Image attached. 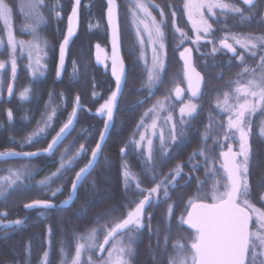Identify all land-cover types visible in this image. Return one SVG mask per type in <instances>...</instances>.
Returning a JSON list of instances; mask_svg holds the SVG:
<instances>
[{"label":"snow or ice","instance_id":"6c2138e0","mask_svg":"<svg viewBox=\"0 0 264 264\" xmlns=\"http://www.w3.org/2000/svg\"><path fill=\"white\" fill-rule=\"evenodd\" d=\"M129 3L131 22L140 46L139 60L144 62L143 66L147 73L142 85L136 89V92L146 91L147 94L129 106L134 109L150 100L159 86L164 83V74L167 70V19L163 9L160 10L159 20L153 15L151 9L160 8V5L154 4L153 0H129ZM260 3L261 0H242L244 7H241L227 0H184V12L192 24L194 38L189 37L187 32L177 26L176 12H172V29L173 36L176 37L177 49L183 47L189 40L197 46L196 51H199L202 42L213 44L211 52L207 55L215 57L221 52L225 55L231 54V57L243 67L236 73L235 79L226 81L222 86L229 89L223 92V98L217 95L215 108L218 111L215 115L209 113L208 122L200 132V147L189 154L186 162L176 163L167 173L161 175L164 165L172 157V150L189 139L191 123L202 107V104L194 101L200 100L204 95L202 85L205 83V77L193 64V48L183 47L179 56L183 61V82H186L187 88L182 89L179 82L173 81L176 83L175 88L165 89V95L157 98L143 111L131 136L119 149L122 157L121 176L124 191L133 197L130 199L128 195L125 196L127 203L123 205V208L126 209V214H123L122 218L113 217L112 214L117 212L118 206H112L97 213L91 221L92 227L81 232H73L74 253L68 251L71 242L61 239L59 242L60 264H131V258L135 253L134 244L140 233L148 227L149 235L153 234L151 220L154 213H149L148 208L170 201L176 188L187 187L193 179L196 181L197 190L188 198L189 206L186 208V215L182 214L177 218L176 227L179 229L182 225H187L194 230L195 235L178 237L172 243V253L168 257V264H264V210L253 204V186L250 183L253 158L250 138L254 134V116L257 113L264 116V32L231 33L227 25V17L231 15L238 17L240 26L256 24L264 28V14H260L258 10ZM80 6L81 0H73L71 11L67 16V29L59 43V59L56 67L58 79L62 76L68 50L77 34ZM46 7V0H24L21 11L27 22L23 25L21 32L30 34L32 39L17 40L12 30V8L6 0H0V21L7 30L6 45L0 38V53L5 46L8 49V60H0V95L5 82L4 73L9 65L11 69V79L7 84L9 99L16 95L14 82L18 77V49L20 52L27 50L29 62L26 67L31 81L45 74L47 64L44 61L48 58L49 41L41 35L40 29L47 24V19L41 11ZM57 8L62 10L60 0H56L51 8L55 18L60 20L62 15L61 11H56ZM117 8V0H107L106 18L112 49L111 56H105V58L111 60V75L115 82V87L109 95L92 113L90 109H86L81 102V96L77 94L71 111L59 129L55 130V134L52 135L46 147L29 152L5 149L0 151V163L9 159L31 160L40 156L54 157L57 149L76 130L81 111H87L103 119V127L100 129L95 145L91 147V152H88V148L94 135V125L82 127L60 151L58 159L53 161L58 164L56 169L34 184L30 183L32 178L42 169L29 164L0 168V172L5 173L0 175V202L5 201L13 191L36 188L45 194L50 192V198L35 199L24 204L25 211L67 208L74 202L80 186L98 164L106 138L116 124V112L127 82V67L120 55L121 32ZM204 9H207V12L214 17L217 24L220 23L221 16L224 17V25L221 29L224 31V36L218 44L214 35L216 29L212 23H209ZM215 10H219L221 15H217ZM94 27H99V24H89L90 29ZM229 40L233 43H229ZM234 45H238L242 50L239 54ZM95 47L96 62L99 64L103 62L101 54L104 53V49L100 44H96ZM147 49L151 50L150 62ZM246 56L253 59L258 56L259 59L254 65H248L245 63ZM78 72V65L74 60L70 79L78 80ZM179 75L177 73V76ZM216 78L222 79L223 72L217 73ZM92 87L94 89L92 99L94 101L100 99L103 93L95 91L97 87L95 82ZM31 92L30 86L23 87L18 93L19 100L30 101ZM185 93L189 94V99L187 103L181 104L177 117L175 104L183 101ZM48 96L49 99L44 106L45 111L37 120L36 127L19 142L21 148L47 139L66 108L67 98L63 92L59 93L58 103L54 91H49ZM221 115H225L226 120L219 119ZM149 117L151 122L146 123ZM7 119L9 124L14 121V113L11 109L7 110ZM23 119L30 123L29 116L25 115ZM259 137L264 139V119L259 124ZM77 140L81 142L73 150ZM209 140L212 141L211 145L208 143ZM229 141L238 143V150L234 151L233 143H228ZM10 142L16 141L10 138ZM225 145L226 150H223ZM217 146L222 149L219 151V160L216 155ZM129 150H133V154L139 157L140 173L132 171L129 161L124 159L128 157ZM157 153H159V160ZM85 156L88 157L87 162L75 172L67 197L59 205L54 204L52 198L63 192V184L55 188L52 185L58 180L64 181L67 173ZM218 163L219 167H217ZM185 166L189 167L187 173L183 171ZM201 167L204 168L203 177H197L195 173L199 172ZM210 177L214 178L211 187L205 189L204 186ZM181 179L183 183L180 182ZM146 180L155 183L152 187L145 188L143 184ZM262 186L264 182H258L256 185V187ZM137 196L141 197L138 202L134 199ZM260 202L264 203V194H261ZM175 207V202L168 203L166 215L157 222L155 228L157 250L161 254L168 252ZM87 210L85 206L76 215L82 218L86 216ZM7 215L6 211H0V235L4 238L10 234L6 230L17 229L28 219L24 217L6 221L4 217ZM253 215L256 217V230L250 228ZM38 216L41 219L46 218L44 211H40ZM160 225L164 226L163 243L160 241L162 230ZM101 233H103V241L98 242ZM52 235V228L49 227L45 241L47 248L38 264H51ZM97 250L99 254L94 260L92 254ZM32 251L33 245L30 238L24 248V258L14 261V264H31ZM85 253L89 254L87 261L84 259ZM13 255L20 256L21 253L13 251ZM153 258L155 259V256Z\"/></svg>","mask_w":264,"mask_h":264},{"label":"trees","instance_id":"16d2710c","mask_svg":"<svg viewBox=\"0 0 264 264\" xmlns=\"http://www.w3.org/2000/svg\"><path fill=\"white\" fill-rule=\"evenodd\" d=\"M184 0H153L154 4L160 5V8H152V13L156 16L157 20L160 19V10L163 9L166 13L167 19V40H166V51H167V70L164 74V83H162L159 88L156 90L155 95L152 96L150 101L153 103L157 98H160L165 95V89L175 88L176 83L173 81L179 82V85L186 86V82H180L178 73V50L176 45V37L173 36L172 29V12L175 11L178 15L179 9H181L182 2ZM56 3V0L53 1ZM93 4L91 5V0H81V7L84 9V12H87L90 16L89 20H91V24L96 25V22L100 21L101 25L108 30L107 26V18H106V5L105 0H92ZM101 2V10H99L98 3ZM119 4V23H120V32H121V50L125 59L126 67H127V82L124 86L123 95L120 99L119 109L116 112V124L113 127L112 131L109 134V137L106 139L105 147L103 152L101 153L100 159L96 167L87 176L83 184L80 186L77 196L75 198L74 204H71L70 209L60 208V210L56 211L53 217L50 216L48 210H31L25 211L24 204L31 202L35 199H43L47 200L50 198L49 193L45 194L44 192L38 191L36 188H23L21 190L13 191L5 201L0 202V211H9L12 215V205L14 207L19 208L21 212V218L28 217L25 224L17 229H9L6 230L10 234L4 238L0 235V264H14V261L18 259H23V252L26 243L29 242L31 238V243L33 245L32 251V262L31 264H38L40 257L43 255L44 251L47 248L46 237L47 230L49 227L52 228L53 235L51 237L52 240V255H51V264H60V240L64 239L71 242V247L68 249L70 253H74L75 250V241L73 240V232H81L86 228L92 227L91 221L95 217V206L96 197H90L91 194H97V192L108 191L114 197L113 201H118L122 203L126 201L125 196L130 194H126L123 187V178L121 176V163L122 157L119 154V149L124 145L125 141L129 139L131 136L134 127L139 120L143 111L148 108L144 107L146 103L140 105L138 108H130L129 106L141 96L147 94V92H136V89L140 87L143 81L146 79L147 73L144 69L143 63L139 60L138 53V45L135 40V35L131 27L128 26L126 21V11L130 8L129 0H117ZM12 7L13 15L15 19H17V8L15 4H10ZM62 4V1L60 0ZM89 4V5H88ZM88 5V6H87ZM171 5V7H170ZM92 10V11H91ZM86 17V15H85ZM227 22V24H229ZM178 17H177V26H178ZM224 24V23H223ZM222 25V24H221ZM90 29V28H89ZM105 30L103 32L101 39H96L102 42L101 44H105V42L109 41V31ZM96 35L99 33V28L94 27L90 30H87V34ZM89 37V36H88ZM87 37V38H88ZM218 37V34H217ZM108 40V41H107ZM76 41V40H75ZM72 48V47H71ZM86 49V50H85ZM84 50L81 51L79 56V61L71 56L73 54H69L68 61H72L76 59L77 62H82L86 60L89 56V45H86ZM7 56V50L4 48L3 52L0 53V60H3ZM73 69H65L61 78H57L55 70L50 66L43 76H37L35 81L30 80V76L24 68H18V77L14 82V88L16 95H13L10 99L7 91V84L11 79L9 75V71L7 70L4 73L5 82L3 86L2 95H0V151H3L8 148H13L16 151H35L42 146H46L49 139H51L52 135L55 134V130L60 127L61 123L66 119L68 113L71 111L72 104L74 98L77 94L82 96L92 95L93 92V82H82L84 76L82 75V71L78 72V80L73 81L70 79L72 76ZM94 70H88V74L94 77ZM89 79V77L87 78ZM90 80V79H89ZM88 80V81H89ZM112 82H95L97 87L95 91L102 92L103 94L106 92V88L110 87ZM216 84L218 82H206L205 86V94H207L206 89L214 85V89H217ZM30 86L32 88L31 99L30 101L21 102L18 99V93L22 90L23 87ZM49 91H54L56 94V102H59V93L63 92L67 98L66 108L63 110L59 119H61L60 123L57 124L55 130L52 131L50 135H48L47 139L42 140L38 143H34L23 148L20 147L19 142L25 137L29 132L33 131L37 125V120L41 118L42 113L45 111V102L49 99L48 93ZM89 101V99H87ZM148 100L147 102L150 103ZM151 103V104H152ZM92 104L95 105L96 102L92 101ZM177 107V102L175 104V109ZM11 109L14 113V121L9 124L7 119V110ZM177 111V109H176ZM27 115L30 117V123L23 119V117ZM167 115V113H164ZM94 122V121H93ZM151 122V117L148 118L146 123ZM94 126L99 130V125L94 123ZM80 127H82L81 120L79 118V122L76 125V130L72 132V134L64 141V145L73 139L80 131ZM137 133V137H138ZM97 134L93 135V138L90 142V146L88 148V152H91L92 144L95 142V138ZM10 138L14 139L16 142H10ZM251 143L253 144L252 153V169L250 175V183L253 186V196L252 202L256 207H261L264 209V204L260 202L261 194H264V186L256 187L258 182H264V149L261 148V145L264 144V140L259 137V134L254 133L251 137ZM81 140H77L76 144L73 145V150L78 147ZM157 146L159 141H156ZM193 141H187L182 145L177 146L172 150V157L168 160V162L164 165L161 175L167 173L171 168L175 166L178 162H185L187 154H190L193 149ZM61 149V148H60ZM57 149L56 154L60 151ZM55 154V156H56ZM71 154V153H70ZM54 157H46L41 156L31 160L27 159H9L0 163V168H7L9 166L18 167L23 164H29L32 167H36L42 169L39 171L33 178L30 183L34 184L37 180H41L45 175L54 171L58 166L57 163H49L50 160H56ZM107 157V159H105ZM159 153H157V159L159 160ZM88 157L85 156L83 159L76 164L75 168H73L70 172L67 173L64 181L58 180L56 181L52 187L55 188L63 184V192H69V188L71 186V180L75 176V172L83 166L87 162ZM127 159L130 163V167L132 171L136 173H140V160L139 157L133 154V150H129ZM39 163V165H34L35 163ZM186 169H189L185 166ZM0 175H5V173L0 172ZM66 181V182H65ZM34 182V183H33ZM26 183H29L26 181ZM153 182H148L147 180L144 182L143 187L150 188L153 186ZM134 187V185H133ZM197 188V187H195ZM193 184H189L187 187L176 188L172 193L171 200L166 201L168 203L175 202V215H182L186 213V208L189 206L187 204L189 194L193 195ZM86 194V195H82ZM58 198V196H55ZM59 200V199H58ZM62 200V199H61ZM85 200L87 201V214L84 220H80L74 215V209H80L82 205H79V202ZM115 202L113 205L109 204L107 207L116 206ZM67 207V208H69ZM40 211H44L46 218H39L38 214ZM172 226L176 227V219L172 220ZM181 230L183 233L191 234V230L181 226ZM13 251L17 253H21L20 256H14ZM71 257L69 256V259Z\"/></svg>","mask_w":264,"mask_h":264},{"label":"flooded vegetation","instance_id":"af4514ba","mask_svg":"<svg viewBox=\"0 0 264 264\" xmlns=\"http://www.w3.org/2000/svg\"><path fill=\"white\" fill-rule=\"evenodd\" d=\"M8 1L11 2L10 4H15V6L17 8V19H15V16L13 15L14 16V24L13 25L15 27L16 37L20 38L21 40H24V41L31 40L32 37L30 34H26V33L22 34V32H21L23 25L27 22L24 19V13L21 11V5H22V3H24V0H6L7 3H8ZM53 1L54 0H46L47 7L41 9V11L43 12V14L45 15V17L47 19V24L41 27L40 32H41V35L45 36L47 38V40L49 41V46L47 49L48 58L46 61H44V63L47 64V69L51 66L56 72L57 62L59 59V55H58L59 54V43L63 39V35L67 29V16L68 15L64 16V13L61 12L62 19L57 20L53 15L54 12L51 11L52 6L55 4ZM263 1L264 0H261V3L259 5V9H258L260 14H263L262 13L263 7H264ZM227 2L236 3L237 5L244 7L242 4V0H227ZM68 4H69L68 9L71 10L70 3L68 2ZM183 5H184V1L182 2V5H180L181 9H179L178 15L176 13V15L178 17V22H179L178 27L182 28L185 32H187L189 37L194 38L195 33L192 30L191 22L189 21L187 15L184 12ZM61 6H62V4H61ZM60 9L61 8H57L56 11H59ZM84 9L80 6V9H79V25H78V29H77V34L80 36V39L82 42V50L85 49L86 44H87L86 43L87 42V32H86L87 30H86V24L84 21L86 19V17H85V15H83ZM70 10H68L67 12H69ZM215 11H216L217 15H221L219 10H215ZM204 13H205V16L209 19V23H212L213 27L216 29L214 35L216 37V43L218 44L219 40L224 36V31L221 30L223 28V25H224L223 24L224 23V17L221 16L220 23L217 24V23H215L214 17H212L207 12V9H204ZM246 14H248V13L246 12ZM229 21H230V23L227 25L229 26V30L231 33H247V32L260 33V32H264V28H260L256 24H253L251 26H248V25L240 26L238 17H233V16L229 15L227 17V22H229ZM77 34L73 38L71 46L68 50L66 60H65V68H64L63 72L65 71V69L70 68V65H69L70 62H68V56L70 54L71 49H73V46H75L74 42L76 40ZM217 34H218V37H217ZM96 41L97 40L95 39L89 43V52H87V53H89V56L86 60H83L79 64V70L82 71V73H83L82 75L84 76V78L82 79V82H112V83L108 89L106 88V92L102 95V97L98 100H95V102H96L95 105L92 104V101H94L92 99V95H88L86 97L82 96L81 102L86 106V109H90L92 113L95 112V110L99 106V104L103 102V99L106 98L109 95V93L111 92V90L115 87V82H114V79L112 78V75H111V60L107 59V61L105 62V63H107L105 67L97 66L95 61H94V56H93L94 47L96 44H99V42H96ZM228 42L233 43V41H231V40H229ZM234 46L237 48V53L239 54L242 50L239 48L238 45H234ZM183 47L193 48L194 66L196 67V70L198 72H200L203 77H205V83L203 84V89H205L206 82H212V81L218 82V84H216V85L219 86V87H217V89H219V92H217V89H214V85H213V86L208 87L206 89L207 94H205V90H204V95L201 97L200 100L194 101L196 103L202 104V107H201L200 112L197 115L196 119L192 121L191 127L189 129V133H188L189 139L187 141H193V143H192L193 144L192 152H193L195 149H198L200 147V132L203 131L204 125L208 122L209 113L211 112L213 115H215V113L218 111L215 108V100H216L217 95L219 94L220 98L222 99L223 98V92L229 90V89L222 87V86L225 84L226 81L231 80V79H235L236 73L240 71V69L243 67V65H241L238 61H236L234 58H232L231 54L225 55L224 52H221L218 55H215V57H213L212 55H207V53L211 52L213 44H205L202 42L201 46H199V51H196L195 49L197 46L193 45L191 43V40H189L188 42L185 43V45ZM183 47L179 48V50H178V73L180 74L178 81H180V82H183V61L180 59L179 52L183 51ZM4 48L7 50V53H8L7 47L5 46ZM17 56L19 57L18 68L21 67V68H24L25 70H27L26 66L28 65V62H29L27 50L20 52L18 49ZM122 56H123V54H122ZM123 59H124V56H123ZM258 59H259L258 56L255 59L251 58L250 56H246L245 63L248 65H254ZM3 60L7 61L8 55ZM124 62H125V59H124ZM7 70L9 71V75L11 76L10 65L8 66ZM88 70H94L95 71L94 77H92L91 74L90 75L88 74ZM27 72H28V70H27ZM63 72H62V74H63ZM220 72H223V78L217 79L216 74L220 73ZM28 74H29V72H28ZM29 76H30V74H29ZM88 77L90 80L87 79ZM179 86H182L184 89L187 88V84H186V86H183L181 84ZM233 87H234V85H233ZM87 99H89V101H87ZM188 99H189V94L185 93L183 101L177 102V107H176V109H177L176 116L177 117L179 115L178 110L181 107V104L187 103ZM151 103H152L151 101H150V103L146 102L144 107H149L151 105ZM218 118L221 120H226L225 115H221ZM262 119H264V116L260 115L259 113H257L254 116V120H255V127L253 130L254 133L259 134V124H260ZM80 120L82 123V127L94 125V123L99 125L98 126V127H100L99 130H97V128L95 127V131H94V134H97V137H94L95 141H96V139L99 137L100 129L103 126V119L97 118V117L89 114L87 111H81L80 112ZM82 127H80V128H82ZM112 129H111V131H112ZM208 143H209V145H211L212 141L209 140ZM228 143H230V142H228ZM94 145H95V142L92 144V146H94ZM234 145H235V143H233V149L235 151L237 149H236V146H234ZM64 146L65 145L62 144L60 146V148H64ZM226 147L227 146L225 145L224 150H226ZM252 147H253V144L251 143V149H252ZM42 148H44V147H42ZM42 148H39V149H42ZM261 148L264 149V144L261 145ZM217 149L218 148H216V150ZM188 157H189V154H187V156H186L187 160H188ZM197 159H202V158L197 157ZM53 161L54 160H50L49 163H53ZM183 171L185 173H187V172H189V169H186L184 167ZM203 174H204V168L203 167L200 168L199 172L195 173V175L197 177H203ZM211 178L212 177H210L209 179L211 180ZM158 179H159V177H158ZM180 182L183 183V179H181ZM190 183L193 184L194 188L197 187L195 179H193ZM196 190H197V188H195V190L193 189V191H192L193 194L196 192ZM67 195H68V192H62V193L57 195L58 198L57 197L52 198V202L54 204L59 205L60 202L63 201L67 197ZM82 195H86V194H82ZM189 196H192V195L189 194ZM132 198L133 197H130V199H132ZM140 198L141 197L137 196L134 199L136 202H138V200ZM113 200H114V197L112 196V194L109 196V195H107V192H104V191L97 192L96 200L94 201L96 203V206H95L96 210L94 211L95 216L97 213L103 211L104 209L109 208V207H107V205H109V204L113 205V202H115ZM74 202H75V200H74ZM74 202L72 204H74ZM87 203L88 202L85 200L80 201L79 205H82V207L80 209H74V215H76V213L78 211H81L87 205ZM126 203H127V201H123L122 203H119L118 201H116L115 204H116V206H118V210H117V212L113 213L112 216L122 218L123 214H126V209L123 208V205H125ZM165 204H166V202L161 203L158 206L153 205L152 207L148 208L149 213H154V215L152 216V220H151V224L153 227V234L149 235V228L148 227H145L143 229V231L140 233L138 240L134 244L135 253H134L133 257L131 258V264H168V257L172 253V243L178 237H181V236L191 237V236L195 235V232H194V234L193 233H191V234L183 233L181 228L178 229L177 227L172 226V238L168 244V252L165 254H161V252L157 250V238H156L154 232H155V228L157 227V222L160 221L162 219V217H164L166 215L167 205H165ZM258 208H260L261 210H264L261 207H258ZM65 209L69 210L70 207L65 208ZM36 210H39V209H36ZM47 210L49 211L50 216L53 217L54 213L56 211L60 210V207L47 209ZM4 211H6V210H4ZM6 212L8 213V215L6 217H4V219L6 221L21 218V215H22L19 212L18 213L15 212L14 215H13V213H12V215H10L11 213H9V211H6ZM145 215H147V213ZM185 215H186V213H185ZM180 216L181 215H175V216H173L172 220L176 219V223H177V218ZM85 217L86 216L81 218V217L77 216V218L80 220H84ZM254 222H255V220H254V215H253L252 224H251V228L253 230H254V226H253ZM101 223H103V221H101ZM146 223H147V221H146ZM182 226L187 228L185 225H182ZM160 227L162 229L161 233H160V241H161V243H163V239H164V235H165V233L163 231L164 226L160 225ZM102 241H103V233H101L98 242H102ZM108 247H110V245ZM98 254L99 253L97 250V252L93 253L92 256H94V258L97 259ZM106 254L107 253L105 252V255ZM154 256H155V259L153 258ZM87 258H88V255L84 258L85 261H87Z\"/></svg>","mask_w":264,"mask_h":264},{"label":"rangeland","instance_id":"374dc122","mask_svg":"<svg viewBox=\"0 0 264 264\" xmlns=\"http://www.w3.org/2000/svg\"><path fill=\"white\" fill-rule=\"evenodd\" d=\"M62 1V10H61V12H63L64 13V16H66V15H68L69 14V12L71 11L70 9H68V2L70 3V7L72 6V3H73V0H61ZM93 4V2H92V0H91V5ZM89 5V4H88ZM87 5V6H88ZM98 7H99V10H101V2L100 3H98ZM59 10V11H60ZM68 10H70L69 12H67ZM106 11H107V5H106V9H105ZM92 11V10H91ZM87 12H84L83 13V15H86V19L84 20L85 21V24H86V30H90L89 29V24L92 22L91 20H89L90 18H91V14H90V16L88 15V14H86ZM53 15H54V13H53ZM54 17H55V15H54ZM126 21H127V23H128V26L129 27H131L132 28V30H133V32H134V35H135V40H136V42H137V38H136V34H135V28L133 27V25H132V22H131V16H130V14H129V10L128 11H126ZM11 23H12V30H13V33H14V35H15V27H14V16H13V11H12V21H11ZM99 24V33H97L95 36L94 35H90V31H88L89 32V34H87V44L86 45H89V43L90 42H92L93 40H95V39H101L102 38V35H103V32H105V30H107V29H105V27L104 26H102V28H100V25H101V22L100 21H98V22H96V24ZM108 28V27H107ZM108 31V30H107ZM102 34V35H101ZM0 38H2L3 40H4V42H5V44H6V41H7V30H6V28H5V26H4V24H3V22L2 21H0ZM15 38L17 39V40H21L20 38H17L16 37V35H15ZM147 38H146V36H145V40H146ZM108 41V40H107ZM96 42H99L100 44L102 43V42H100L99 40L98 41H96ZM75 43V46H73V49H71V51H70V55L71 54H73L71 57L72 58H74V56H75V58L79 61V56L78 55H80V53H81V51H82V42H81V39H80V36L77 34V36H76V41L74 42ZM107 51L106 52H108V55L110 56L111 55V52H109L110 50H109V46H110V36H109V41L108 42H105V44H101ZM137 45H138V53L140 54V46H139V43L137 42ZM147 54H148V57H149V62H150V57H151V50L150 49H147ZM76 59H73L72 61H68V62H70V68L69 69H73V61L75 60L76 62H77V60ZM142 63H144L143 61H141ZM77 65H78V69H79V62H77ZM60 121H61V119H58L57 121H56V124H55V128H56V126H57V124H59L60 123ZM0 125H2V124H0ZM57 129H59V128H57ZM55 130V129H54ZM53 131V130H52ZM52 131L49 133V135L52 133ZM158 140V139H157ZM250 140H251V138H250ZM230 143H233L232 141H229ZM69 143V142H68ZM250 144H251V141H250ZM65 145H67V143L65 144ZM234 146H236V149L238 150V143H235V145ZM42 147H44V146H42ZM41 147V148H42ZM217 152H216V155H217V159L219 160V151H221L222 149H220L219 148V146H217ZM253 148V147H252ZM8 149H13V148H8ZM63 148H61L60 149V151L62 150ZM15 150V149H14ZM224 150V149H223ZM60 151L58 152V154H56V156H55V158L54 159H58V157H59V153H60ZM34 165H39V163L37 162V163H35ZM217 167H219V163L217 164ZM213 179L214 178H211V180L209 179L208 180V183L204 186L205 187V189H210V187H211V184H212V182H213ZM38 181V180H37ZM34 183V182H33ZM222 190V189H221ZM102 191H104L103 189H102ZM105 192H107V195H111V193H109L108 191H105ZM49 196H50V193H49ZM91 198L92 197H96V194H91V196H90ZM258 208V207H257ZM11 211H12V213H13V215L15 214V212L16 213H20L21 214V212L19 211L20 209L19 208H17V207H14L13 205H12V209H10ZM254 220H256V217H255V215H254ZM254 230H256V228H257V225H256V223L254 222ZM87 255H89L88 253H85V256H84V258L87 256ZM93 259L95 260V258H94V256H93Z\"/></svg>","mask_w":264,"mask_h":264},{"label":"water","instance_id":"95a60500","mask_svg":"<svg viewBox=\"0 0 264 264\" xmlns=\"http://www.w3.org/2000/svg\"><path fill=\"white\" fill-rule=\"evenodd\" d=\"M105 2L107 3V0H105ZM264 2V1H263ZM117 5H118V8H119V4H118V2H117ZM117 8V13H118V19H119V9ZM263 14H264V7H263V12H262ZM118 23H119V20H118ZM119 25H120V23H119ZM109 31V30H108ZM96 46V45H95ZM101 46V48L102 49H104V53H102L101 54V56H102V60H103V62L102 63H99V64H97V62H96V55H97V49H96V47H94V53H93V56H94V61H95V63H96V65L97 66H102V67H105L106 66V64L107 63H105L106 61H107V59L105 58V56H107V57H110L109 55H108V52H106L107 50L102 46V45H100ZM111 49H112V45H111V42H110V46H109V52H111ZM59 55V54H58ZM120 55H121V57L123 58V56H122V51L120 50ZM124 60V59H123ZM125 63V62H124ZM193 64H194V60H193ZM126 65V64H125ZM182 89H184L182 86H180ZM202 87H203V85H202ZM185 96V95H184ZM184 99V98H183ZM182 102V101H181ZM103 127V126H102ZM111 131V130H110ZM109 136V135H108ZM107 139V138H106ZM36 151V150H35ZM26 152H29V151H26ZM41 157V156H40ZM30 203V202H29ZM251 224H252V220L250 221V228H251ZM186 227H187V229H191V228H189L187 225H185ZM191 230H193V229H191ZM194 231V230H193Z\"/></svg>","mask_w":264,"mask_h":264}]
</instances>
